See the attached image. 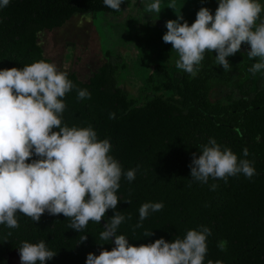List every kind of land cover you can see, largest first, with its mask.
Here are the masks:
<instances>
[{
	"label": "trees",
	"instance_id": "obj_1",
	"mask_svg": "<svg viewBox=\"0 0 264 264\" xmlns=\"http://www.w3.org/2000/svg\"><path fill=\"white\" fill-rule=\"evenodd\" d=\"M129 4L124 0L116 11L103 0H10L0 8V70L39 60L50 63L37 35L61 27L74 14H90L98 37L94 21L107 28V34H119L125 27L110 24L104 15H120ZM131 24L138 27V19ZM101 48L105 61L86 81L71 70L61 71L75 85L64 97L62 123L91 126L98 139L109 140L110 155L123 172L136 169L131 182L121 176L117 207L107 210L102 220L106 223L114 211L120 212L125 220L117 234L134 246L159 238L182 239L188 230L204 226L211 230L204 264H264V72L249 71L258 58L250 59L241 48L226 58L231 70L224 71L216 53L206 51L198 70L188 74L176 67L178 55L167 62L156 59L151 70L149 56L137 47L132 68L142 85L132 97L119 84L126 67L121 55L110 44ZM77 89H87L91 97L78 99ZM209 138L222 149L230 148L238 159L252 161L256 174L251 179L243 174L228 177L227 183L211 177L207 183L193 180V153L198 158ZM243 149L248 150L247 157ZM212 184L218 185L215 190ZM146 202L164 206L140 222L139 208ZM17 220L18 228L0 224V264H7L8 252L19 250L24 241H44L56 252L45 264H85L88 253L99 255L102 249L113 248L111 239L99 238L101 223L90 221L77 232L62 214L45 212L37 223L18 212ZM138 222L141 227H136ZM82 236L87 239L80 241Z\"/></svg>",
	"mask_w": 264,
	"mask_h": 264
},
{
	"label": "clouds",
	"instance_id": "obj_2",
	"mask_svg": "<svg viewBox=\"0 0 264 264\" xmlns=\"http://www.w3.org/2000/svg\"><path fill=\"white\" fill-rule=\"evenodd\" d=\"M9 2L0 0V8ZM123 2L103 0L106 7L116 11ZM217 3L214 15L201 7L191 25L181 23V15L166 21L162 40L178 53L176 67L193 74L205 52L214 51L218 65L230 71L226 58L240 51L243 43L250 46L248 57L258 58L249 71L253 75L264 72V5L259 0ZM172 7L174 2L169 4ZM146 8L149 13L159 14L161 0H152ZM74 87L66 71L44 60L0 70V224L18 228V212L38 223L47 212L69 218V227L80 232L90 221L100 224L107 210L116 209L122 175L129 182L135 179L136 169L123 172L110 155L112 145L108 139H98L91 126L69 127L62 123L64 97ZM90 97L87 89H77L78 99ZM243 155L248 156L247 149H243ZM238 174L251 179L256 174L253 162L238 159L230 148L222 149L213 138L202 147L198 158L193 153L190 177L195 181L207 183L211 177L227 183L228 177ZM217 186L212 184L211 190ZM163 206L162 202L143 203L139 221ZM124 220L120 212L114 211L99 238L106 242L114 238L115 247L102 249L99 255L88 253L85 264H204L209 228L190 229L182 239L177 237L171 242L159 238L134 246L125 235L117 234ZM140 222L136 227H141ZM152 234L144 233L145 237ZM86 239L82 236L80 241ZM55 255L44 241H24L19 248L21 264H45Z\"/></svg>",
	"mask_w": 264,
	"mask_h": 264
},
{
	"label": "rangeland",
	"instance_id": "obj_3",
	"mask_svg": "<svg viewBox=\"0 0 264 264\" xmlns=\"http://www.w3.org/2000/svg\"><path fill=\"white\" fill-rule=\"evenodd\" d=\"M151 2L152 0H130V4L124 5L120 15L105 14L104 18L110 24L125 27L119 34L112 35L111 32L107 34V28L94 21L100 34L98 37L92 26L90 14H74L61 27L40 31L37 43L43 55L50 63H55L58 70H71L82 81H86L105 61L101 45L110 44L126 64L121 72L120 86L130 96L137 97L142 82L133 73L132 67L138 55V48L143 55L149 56L152 63L150 69L154 70L153 64L156 59L167 62L178 55L171 44L162 40L167 31L166 21L176 20L177 16L181 15L183 20L180 22L187 21L191 25L201 7L208 8L213 14L218 6L217 0H161V12L157 14L147 11L146 5ZM173 2L174 7L169 8V4ZM259 2L264 5V0ZM135 17L139 22L136 28L131 24ZM261 17L264 19V13ZM241 48L247 52L250 46L242 43Z\"/></svg>",
	"mask_w": 264,
	"mask_h": 264
},
{
	"label": "water",
	"instance_id": "obj_4",
	"mask_svg": "<svg viewBox=\"0 0 264 264\" xmlns=\"http://www.w3.org/2000/svg\"><path fill=\"white\" fill-rule=\"evenodd\" d=\"M102 226L104 227L105 222L101 220L100 222ZM111 242L113 244V247H115L114 244V238H110ZM6 262L7 264H21L20 258H19V250L17 248L13 249L12 251L8 252L6 256Z\"/></svg>",
	"mask_w": 264,
	"mask_h": 264
}]
</instances>
